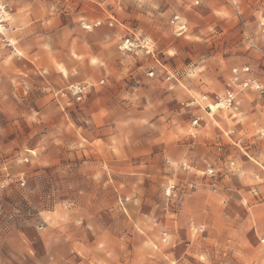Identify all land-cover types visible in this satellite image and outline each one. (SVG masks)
Here are the masks:
<instances>
[{
    "label": "crops",
    "instance_id": "crops-1",
    "mask_svg": "<svg viewBox=\"0 0 264 264\" xmlns=\"http://www.w3.org/2000/svg\"><path fill=\"white\" fill-rule=\"evenodd\" d=\"M1 2L14 51L0 53V167L76 180L57 181L40 228L0 229V264H264V0H80L72 21L68 0ZM123 39L156 50L127 68ZM233 68L259 87L227 89ZM70 83L88 84L83 101L53 97ZM100 173L124 174L136 212L89 205Z\"/></svg>",
    "mask_w": 264,
    "mask_h": 264
},
{
    "label": "rangeland",
    "instance_id": "rangeland-1",
    "mask_svg": "<svg viewBox=\"0 0 264 264\" xmlns=\"http://www.w3.org/2000/svg\"><path fill=\"white\" fill-rule=\"evenodd\" d=\"M80 0H68V20L72 21L75 18L78 19V14L75 9H80L82 7L79 3ZM108 8L111 7V0H100ZM128 7L133 6V2L130 1L126 4ZM126 6V8H127ZM87 11V10H86ZM106 15V14H105ZM13 14L11 8L8 4L0 3V53H8L14 51L11 39ZM261 21V20H260ZM259 21V22H260ZM260 24V23H259ZM262 31H264V26H261ZM138 34V32L136 33ZM135 36V35H134ZM172 36H164V40L171 41ZM117 56L121 60V64L126 60V67L136 68L140 61L144 58L142 57V52L150 51V54L155 52L156 48L152 45H141L136 44L135 41H129L128 39H123V42L116 46ZM164 63L171 64L170 60L164 59ZM182 64V62H181ZM167 68V66H165ZM231 76L227 82V89L237 87V83H233ZM144 77L137 74L133 78V83L137 85V88L133 89L132 101L134 103L133 115H140V104L146 102L151 96L148 92V87L139 88L141 85V80ZM175 81L176 78H173ZM166 81V79H163ZM166 83V82H165ZM74 85L82 86V91L75 95L71 92V87ZM88 84H67L63 90L53 93V97L60 100L76 101L81 102L85 96V87ZM92 85V84H90ZM232 93H226L225 97L220 101L219 106H225L233 101L230 99ZM228 98V99H227ZM10 106V105H8ZM216 108L215 106H213ZM10 111V109H8ZM194 123V122H193ZM5 125V124H4ZM10 129V127H9ZM8 129V131H10ZM5 126H2V133L6 132ZM8 157H3L5 159ZM101 164H107L106 158H100ZM10 164H13L12 158L6 162V165L0 167V229L2 230H12L20 228L25 223L30 222L33 226L38 229L41 224L44 223V216L57 205L58 193L65 192V189H56V183L59 180L75 181L76 178L70 173H57V172H44V165H31L28 167L27 171L21 176L13 175L11 171ZM54 168V167H50ZM123 173L109 174L100 173L101 187L99 190H92V187L88 185V195L87 198L91 196L92 191L96 194L90 199L89 205H91V200H93V208H97L98 211L102 213H119V212H136L137 204L135 197V191L126 189L123 186ZM115 178V187L111 179ZM107 181V182H103ZM173 184L172 180H169L167 187ZM164 191L165 196H169L168 188ZM61 195V193H59ZM85 197L83 200H87ZM89 200V199H88ZM150 243V242H149ZM151 245L154 242L150 243ZM172 264V263H171Z\"/></svg>",
    "mask_w": 264,
    "mask_h": 264
},
{
    "label": "built area",
    "instance_id": "built-area-1",
    "mask_svg": "<svg viewBox=\"0 0 264 264\" xmlns=\"http://www.w3.org/2000/svg\"><path fill=\"white\" fill-rule=\"evenodd\" d=\"M176 18L177 17L175 16L173 18V20L176 19ZM259 23H260L261 26H264V16L261 18V21ZM243 70H247V68H244ZM231 79H232L233 83L241 84L242 86H250V87H254V88H258L259 87V85L256 82H254V81L247 80V81H242L241 82L240 79H239V70L237 68H233L232 69V77H231ZM81 91H82V86H80V85H74V86L71 87L72 94L77 95ZM229 97H230V99H232V96H229ZM194 123H195V121H194Z\"/></svg>",
    "mask_w": 264,
    "mask_h": 264
}]
</instances>
